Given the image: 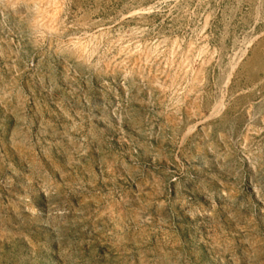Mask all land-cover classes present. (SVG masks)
I'll return each mask as SVG.
<instances>
[{"label": "rangeland", "instance_id": "obj_1", "mask_svg": "<svg viewBox=\"0 0 264 264\" xmlns=\"http://www.w3.org/2000/svg\"><path fill=\"white\" fill-rule=\"evenodd\" d=\"M0 264H264V0H0Z\"/></svg>", "mask_w": 264, "mask_h": 264}]
</instances>
